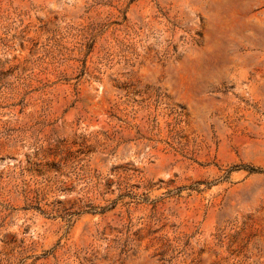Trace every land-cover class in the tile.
I'll return each instance as SVG.
<instances>
[{"label": "rangeland", "instance_id": "1", "mask_svg": "<svg viewBox=\"0 0 264 264\" xmlns=\"http://www.w3.org/2000/svg\"><path fill=\"white\" fill-rule=\"evenodd\" d=\"M0 264H264V0H0Z\"/></svg>", "mask_w": 264, "mask_h": 264}]
</instances>
